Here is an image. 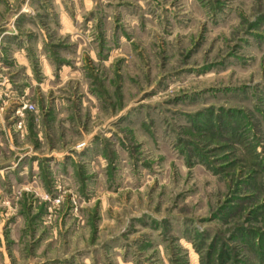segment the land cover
I'll list each match as a JSON object with an SVG mask.
<instances>
[{
    "label": "rangeland",
    "instance_id": "1",
    "mask_svg": "<svg viewBox=\"0 0 264 264\" xmlns=\"http://www.w3.org/2000/svg\"><path fill=\"white\" fill-rule=\"evenodd\" d=\"M0 264H264V0H0Z\"/></svg>",
    "mask_w": 264,
    "mask_h": 264
},
{
    "label": "built area",
    "instance_id": "2",
    "mask_svg": "<svg viewBox=\"0 0 264 264\" xmlns=\"http://www.w3.org/2000/svg\"><path fill=\"white\" fill-rule=\"evenodd\" d=\"M26 108H28V109H32L33 107H32L31 104H22L21 108H20V109L17 108V109L15 110V112H16L18 115H20V111L23 110V109H26ZM19 124H20V123H17V128L20 127Z\"/></svg>",
    "mask_w": 264,
    "mask_h": 264
}]
</instances>
